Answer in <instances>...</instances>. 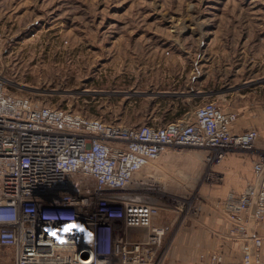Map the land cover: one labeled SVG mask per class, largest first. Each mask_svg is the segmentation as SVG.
<instances>
[{"label":"built area","instance_id":"built-area-1","mask_svg":"<svg viewBox=\"0 0 264 264\" xmlns=\"http://www.w3.org/2000/svg\"><path fill=\"white\" fill-rule=\"evenodd\" d=\"M240 116L208 100L167 123L106 122L8 92L0 79V264H161L168 226L157 222L147 168L166 149L198 148L200 180L222 185L216 166L230 151L254 150L260 136L235 131ZM252 174L242 191L213 204L240 264H264V151ZM201 211L202 203L190 206L192 216ZM137 230L144 234L132 237ZM199 258L226 262L224 250Z\"/></svg>","mask_w":264,"mask_h":264},{"label":"rangeland","instance_id":"rangeland-1","mask_svg":"<svg viewBox=\"0 0 264 264\" xmlns=\"http://www.w3.org/2000/svg\"><path fill=\"white\" fill-rule=\"evenodd\" d=\"M209 69L211 82L240 76L255 107L237 109L229 92L220 103L202 92ZM0 79L8 92L106 122L167 123L212 100L264 123V0H0ZM259 125L250 127L260 132L256 153L264 151ZM165 164L146 170L157 222L168 226L161 264L171 217L191 215L211 187L183 159Z\"/></svg>","mask_w":264,"mask_h":264},{"label":"crops","instance_id":"crops-1","mask_svg":"<svg viewBox=\"0 0 264 264\" xmlns=\"http://www.w3.org/2000/svg\"><path fill=\"white\" fill-rule=\"evenodd\" d=\"M249 66L251 68L253 66V62ZM242 69L243 67L240 66L238 71H242ZM205 72L207 71L205 70ZM210 72L211 71L209 69L206 74H200V84L207 88V90H202V92L213 95V100L216 98V101L219 103L222 99L221 95L229 92L235 95L232 96L235 97L237 109L247 110L255 107L254 105L256 102L247 99L246 97L248 92L240 89L242 84L238 81V78H241L240 76L234 74L231 75L227 81L211 82V80H209L211 76ZM234 78L236 80L231 82L230 80ZM222 108L225 109L224 107ZM260 123L261 121H259L254 114L247 111L237 125L235 131L243 132L254 125H259ZM260 125H262L261 131L264 130V123H261ZM187 151L188 152L182 154L181 156L179 154L182 152L176 153L170 149H166L159 160L154 162L152 165L156 167V164L159 162L165 164L174 162V160L183 159L185 162H188L189 164H192V166H196L203 171L204 151L201 149L191 152L189 149ZM257 151V149L252 151H230L224 161L216 166V170L222 172L224 175V183L215 188L208 186V192L205 191L206 194L202 196L203 202L201 213L198 216L186 214L184 216L174 215L171 217L169 229L173 228V239L168 253L167 264H210L208 260H201L199 255L202 252L214 250L225 251L226 262L224 264H240L238 243L232 242V244H230L229 241L225 239L228 222L225 216L218 213L213 208V204L215 200L224 196L229 190H236L237 192L243 190L246 182L253 177L252 162L258 154L256 153ZM200 176L197 178L196 182L200 180ZM169 233H171V231ZM142 234H144L142 230L131 232L132 237H139Z\"/></svg>","mask_w":264,"mask_h":264}]
</instances>
